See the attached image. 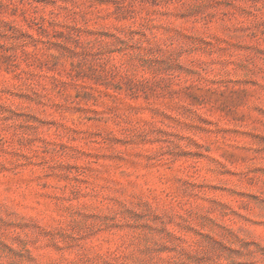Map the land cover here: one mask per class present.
I'll list each match as a JSON object with an SVG mask.
<instances>
[{
	"label": "rangeland",
	"instance_id": "rangeland-1",
	"mask_svg": "<svg viewBox=\"0 0 264 264\" xmlns=\"http://www.w3.org/2000/svg\"><path fill=\"white\" fill-rule=\"evenodd\" d=\"M0 264H264V0H0Z\"/></svg>",
	"mask_w": 264,
	"mask_h": 264
}]
</instances>
